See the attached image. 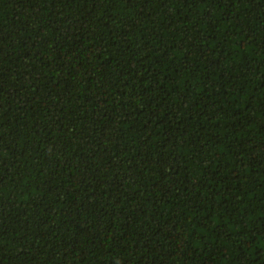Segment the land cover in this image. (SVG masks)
Here are the masks:
<instances>
[{"label": "trees", "instance_id": "16d2710c", "mask_svg": "<svg viewBox=\"0 0 264 264\" xmlns=\"http://www.w3.org/2000/svg\"><path fill=\"white\" fill-rule=\"evenodd\" d=\"M0 264H264V0H0Z\"/></svg>", "mask_w": 264, "mask_h": 264}]
</instances>
